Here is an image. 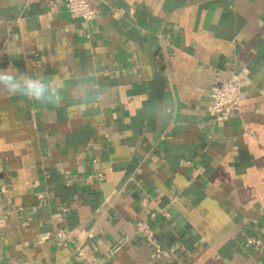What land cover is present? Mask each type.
<instances>
[{"label": "crops", "instance_id": "0c3cea01", "mask_svg": "<svg viewBox=\"0 0 264 264\" xmlns=\"http://www.w3.org/2000/svg\"><path fill=\"white\" fill-rule=\"evenodd\" d=\"M91 4L0 0V69L56 86L0 85V264H264V0Z\"/></svg>", "mask_w": 264, "mask_h": 264}, {"label": "built area", "instance_id": "2783aa9c", "mask_svg": "<svg viewBox=\"0 0 264 264\" xmlns=\"http://www.w3.org/2000/svg\"><path fill=\"white\" fill-rule=\"evenodd\" d=\"M64 6L69 16L73 19L87 23L93 21L96 16V11L92 7L91 0H64ZM209 96L210 101L207 106L208 114L219 122L225 121L232 112L239 109L241 102V84L238 80H229L220 85H214L210 89ZM2 191L5 192L3 187ZM175 200L173 199L172 202ZM141 204L147 208L146 198H141ZM63 211L66 210L63 209ZM150 215L153 214L151 213ZM135 229L142 236L143 240L152 246L155 251H165L158 243L155 232L145 220L137 221L135 223ZM58 237L71 239V235L64 232L58 233ZM87 237L91 238L92 234L88 233ZM245 244L259 247L260 241L256 238L249 237L246 239ZM168 251L172 250L170 249ZM78 255H82V252H79Z\"/></svg>", "mask_w": 264, "mask_h": 264}, {"label": "clouds", "instance_id": "9594fccd", "mask_svg": "<svg viewBox=\"0 0 264 264\" xmlns=\"http://www.w3.org/2000/svg\"><path fill=\"white\" fill-rule=\"evenodd\" d=\"M0 85L4 86L10 96H25L39 102L44 101L46 92L56 87L54 84H45L31 78L22 83L15 74L10 73L7 69H0Z\"/></svg>", "mask_w": 264, "mask_h": 264}]
</instances>
